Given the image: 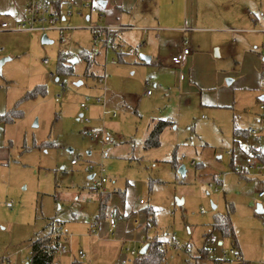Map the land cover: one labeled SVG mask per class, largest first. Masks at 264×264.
I'll use <instances>...</instances> for the list:
<instances>
[{"label": "rangeland", "instance_id": "1", "mask_svg": "<svg viewBox=\"0 0 264 264\" xmlns=\"http://www.w3.org/2000/svg\"><path fill=\"white\" fill-rule=\"evenodd\" d=\"M48 1L58 13L56 22H46L50 29L44 33H32L29 48L1 67L5 111L37 86L46 95L21 103L20 119L0 123V264H27L31 241L58 231L54 264H136L143 244L155 241L190 247L168 248L162 264H216L223 254L227 259L221 264H264V199L257 197L264 178L252 175L245 164L251 151H264V112L259 110L264 80L255 88L254 69L247 59L241 62L242 50L256 57L263 53L264 0H241L246 9H259L254 13L258 22L243 36L242 50L216 59L215 82L204 77L196 82L199 88L188 77L180 80L179 70L159 65L156 56L150 60L134 36L122 38L132 31L118 32L107 46L103 36L94 40L90 27L103 28L102 10L91 0ZM11 19L6 10L0 12V25H8L4 30H13ZM43 36L50 43L43 44ZM60 66L70 71L59 72ZM152 121L169 124L159 145L145 148ZM235 128L259 133L235 137ZM90 132L99 137L91 141ZM181 167L184 176L178 173ZM101 177L104 193H124L127 215L111 210L112 233L105 219L96 221L98 196L92 188ZM112 196L109 200L117 203V195ZM140 200L144 205H138ZM257 205L262 214L256 213ZM149 208L153 225L142 213ZM225 213L233 242L211 228L214 216ZM208 233L222 245H210ZM203 247L213 255L200 258ZM232 248H238L241 263L228 256ZM79 251L84 259H78Z\"/></svg>", "mask_w": 264, "mask_h": 264}, {"label": "crops", "instance_id": "2", "mask_svg": "<svg viewBox=\"0 0 264 264\" xmlns=\"http://www.w3.org/2000/svg\"><path fill=\"white\" fill-rule=\"evenodd\" d=\"M0 1L5 3L0 5V12L4 10L9 12L13 18L11 25L14 28L22 20L24 1ZM68 1L71 0H62V2ZM91 2L102 10L99 17L103 27L126 28L116 31L117 33L111 37V43L115 41L114 38L117 39L118 32L132 31L128 36L122 35V38L128 40L129 36H134L135 42L150 60L151 56H156L159 65L163 64L179 70V79L185 81L188 77L192 85L197 88L199 86L196 82L201 83L205 80L204 77L209 76L213 83L215 82V77L218 76L215 70L216 59L222 57L224 53L242 50L244 46L242 43L243 36L247 35L245 33H248L251 24L254 25L258 22L254 13L258 12L259 9L257 7L252 9V7L248 10L241 0H91ZM99 2L103 3L104 6H99ZM86 20L90 21L91 18L87 17ZM263 31L264 28H261V34L259 33L261 42H264ZM31 34L29 32L0 30V46H2L0 58H8L10 61L11 57L23 52L24 48L28 49L32 40ZM120 42L123 43V40L120 39ZM185 46L189 48L190 54L182 64L173 65L170 60L171 57L178 54ZM263 47L264 45H262ZM212 52L214 55L211 54ZM242 52L241 62L247 59V62L251 64L250 68L254 69L251 77L255 80L256 88L261 81L260 74L264 60L260 56L264 55V50L263 53H257V57L256 54H251L245 50ZM146 56L144 57L146 58ZM196 66L199 67L197 71ZM198 71L199 76H197ZM200 88H203L202 85ZM1 96L0 110L3 113L0 117L7 112L5 111L4 94ZM259 101H264V96H261ZM242 148L246 149L247 146L243 145ZM231 166L233 168L232 164ZM256 177L264 178V176ZM262 189L264 190V188ZM112 195L111 197H113ZM110 200V208L108 207L110 210L106 212L119 210L122 214L127 215L124 207L120 208L119 198L117 203L112 199ZM132 226H135L133 222ZM236 249L238 250V248Z\"/></svg>", "mask_w": 264, "mask_h": 264}, {"label": "trees", "instance_id": "3", "mask_svg": "<svg viewBox=\"0 0 264 264\" xmlns=\"http://www.w3.org/2000/svg\"><path fill=\"white\" fill-rule=\"evenodd\" d=\"M94 33V32H93ZM103 33V32H102ZM116 33L112 32L108 35L103 33L102 35L104 37V43L105 45H109L111 43V37L112 35ZM95 36V33L94 35ZM123 54L119 53L117 55V60L120 62L122 60ZM86 59V67L88 69L90 65V59L89 57L85 56ZM63 58H60V61L63 62ZM59 72H69L70 70L60 66ZM261 80H264V65H262L261 68V74H260ZM46 95L45 88L43 86H37L29 91H27L22 98L15 104V107L13 110L6 112L2 117H0V123L7 124L12 123L16 119H20L22 116V113L18 110V107L21 103L25 101L35 100L37 98H43ZM151 125V128L149 129L147 136L144 141L145 148H153L157 147L159 145V136L163 129L169 124L167 122L158 121ZM233 135L235 137L240 135H250L246 131H241L238 129H234ZM251 156L255 157L260 163L264 164V152L263 151H257L253 150L250 153ZM112 194H116L119 198L120 208L124 207V193L121 192H113ZM112 194L103 193L100 196H98V213L96 216V221L104 220L107 213L106 209L108 206L109 198ZM117 210H113L114 213H116ZM142 213L145 215L147 223L149 225H153V216L154 212L149 208L142 210ZM116 220V219H115ZM212 230H217L220 235L223 238L234 240V230L232 226V222L230 219L229 214L225 213L223 215L214 216L213 222L211 224ZM56 232H52L51 234L45 235V236H37L35 237L31 243H30V252H29V258L27 264H54L55 255L59 249V236H54L53 234ZM206 236H208L207 241H209V237L211 236L210 233H208ZM145 244V243H144ZM149 247L145 254L141 255L139 254V258L135 261L136 264H162L165 260L167 249L161 248L162 243L160 242H153L148 244ZM207 257L206 250L204 247L200 250V258ZM221 261L215 262L216 264H221Z\"/></svg>", "mask_w": 264, "mask_h": 264}, {"label": "built area", "instance_id": "4", "mask_svg": "<svg viewBox=\"0 0 264 264\" xmlns=\"http://www.w3.org/2000/svg\"><path fill=\"white\" fill-rule=\"evenodd\" d=\"M88 7H89L90 14H96L97 9L95 7H93L91 5L90 6L88 5ZM22 14H23V16H22L21 22L13 28V31L29 32V33H34V32L44 33L50 29V27L45 26V23L47 22L50 26L53 25L56 22L57 15H58V13L55 11L54 8H50L48 0H26V4H25V7L23 8ZM0 28L2 30L7 29L6 23H2L0 25ZM90 29L95 33L94 40H97L100 37H102V35H104L103 33L108 35L112 32L124 30L126 28L125 27H103V28H100L97 26H91ZM183 30H185V29H183ZM262 36L264 38V32H263ZM128 54L133 55L134 50L129 49ZM189 54H190V50L188 47L185 46L182 48V50L178 54L171 57V59H170L171 63L175 66L180 65L184 62L185 58ZM259 110L264 112V101L259 102ZM247 132H248V134H250L252 136H255L259 133L258 130L252 129V128H248ZM85 133H88V131L85 130ZM98 137H99V134L97 132H90V134H88V138L91 141L96 140ZM108 141H109V138L107 136H104L103 142H108ZM228 154H231V153L229 152ZM245 164H246L247 168H249L255 176H264V164L260 163L255 157L248 155L245 158ZM71 165L72 166L76 165V161H71ZM103 172L104 171L101 169L100 175H102ZM104 183H105V179L103 177H101L99 180H97L95 182V184L92 188V193L95 196H100L101 194L104 193V190L102 189V185ZM209 188H213V186L211 184H209ZM217 190H218L217 188H214V192H218ZM257 197L259 199H264V190L258 191ZM139 205L140 206L144 205V200H140ZM201 213H203V211H201ZM105 221H106L108 228H109L108 232L112 233L114 226H115V223H116L114 215L112 212L107 213V215L105 217ZM135 225H137L136 222H135ZM94 227L97 228L98 225L94 224ZM53 235L59 236V235H61V233L58 231V232L54 233ZM208 242L212 246H221L222 245V243L220 241H217L215 239V237H213V236L209 237ZM161 248H166V249L169 248V249L176 251V252L188 251L190 249V247L188 245L180 246L176 241L170 242L167 245L163 244L161 246ZM61 252L66 253V250L62 248ZM206 253H207V256H212L213 250L208 249V250H206ZM228 256L231 258L232 262H234V263H241L242 262L241 254L239 253V251L236 248L230 249L228 252ZM77 257L79 260L85 258L84 254L81 251H79L77 253ZM226 259H227V255L223 254L221 260L216 259L215 262L225 261ZM231 260H230V262H231Z\"/></svg>", "mask_w": 264, "mask_h": 264}, {"label": "water", "instance_id": "5", "mask_svg": "<svg viewBox=\"0 0 264 264\" xmlns=\"http://www.w3.org/2000/svg\"><path fill=\"white\" fill-rule=\"evenodd\" d=\"M98 5L101 6V7L104 6V4L101 3V2H99ZM41 42H42L43 44L50 43V41H48L47 38H46L45 36H43V37L41 38ZM141 59H142L143 61H148V58H145V57H141ZM7 61H9L8 58H1V59H0V73H1V67H2V65H3L5 62H7ZM74 62H76V60H69V63H70V64H73ZM230 81H231V80H226V83L229 85V84L231 83ZM80 117H81V116H80ZM178 173H179L181 176H184L185 171H184L183 167H181V168L178 169ZM92 178H93V176H89V177H88L89 180H91ZM212 208H214V207L212 206ZM256 213H257V214H262V213H263V210H262V208H261L260 205H257ZM147 249H148V245L146 244V245H144V246L141 248V250L139 251V254H141V255L145 254L146 251H147Z\"/></svg>", "mask_w": 264, "mask_h": 264}]
</instances>
